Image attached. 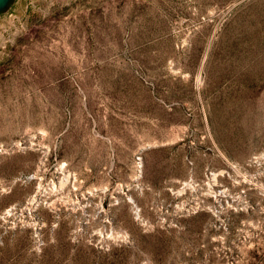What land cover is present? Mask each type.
Here are the masks:
<instances>
[{
    "label": "rangeland",
    "instance_id": "1",
    "mask_svg": "<svg viewBox=\"0 0 264 264\" xmlns=\"http://www.w3.org/2000/svg\"><path fill=\"white\" fill-rule=\"evenodd\" d=\"M0 264H264V0L0 3Z\"/></svg>",
    "mask_w": 264,
    "mask_h": 264
},
{
    "label": "water",
    "instance_id": "2",
    "mask_svg": "<svg viewBox=\"0 0 264 264\" xmlns=\"http://www.w3.org/2000/svg\"><path fill=\"white\" fill-rule=\"evenodd\" d=\"M5 0H0V3L4 2Z\"/></svg>",
    "mask_w": 264,
    "mask_h": 264
}]
</instances>
